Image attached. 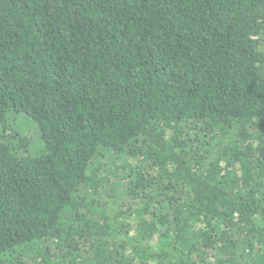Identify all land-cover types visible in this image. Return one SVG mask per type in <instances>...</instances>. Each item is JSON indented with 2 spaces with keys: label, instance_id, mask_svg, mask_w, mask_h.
<instances>
[{
  "label": "trees",
  "instance_id": "16d2710c",
  "mask_svg": "<svg viewBox=\"0 0 264 264\" xmlns=\"http://www.w3.org/2000/svg\"><path fill=\"white\" fill-rule=\"evenodd\" d=\"M0 264H264V0H0Z\"/></svg>",
  "mask_w": 264,
  "mask_h": 264
}]
</instances>
